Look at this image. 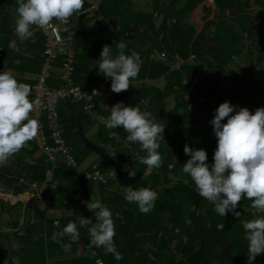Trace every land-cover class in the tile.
Listing matches in <instances>:
<instances>
[{"label":"crops","instance_id":"1","mask_svg":"<svg viewBox=\"0 0 264 264\" xmlns=\"http://www.w3.org/2000/svg\"><path fill=\"white\" fill-rule=\"evenodd\" d=\"M101 1L85 0L83 12L80 15L74 14L71 17L69 31L73 36L72 45L75 53L76 46L80 43V35L83 39L90 40V42L96 40L100 47L104 46L102 43L113 40L114 24L113 21L103 19L99 10ZM130 1V7L133 11L151 13L153 24L156 27L160 25L163 17H170L168 21H174V17H185L186 22L194 26L196 33L205 31V44L209 46L210 52L206 53L204 57L209 62L199 60L195 56L193 60L188 59L181 67L182 69L183 66L195 65L192 76L193 83L195 82L196 86L202 85L204 81L208 80L211 82L217 81L222 86L229 88L246 73L257 86L264 87V0H232L233 2L228 6L225 2L229 0H219L220 6L217 5L216 0L197 2L193 0ZM86 3H89L87 8H85ZM17 7V0H0V71L11 70L16 74L18 82L29 84L33 89V77L39 70L43 38L32 36L21 42L16 37L14 29L17 19ZM243 14L253 17V25L248 32H242L241 34L240 52L231 56V62L227 67L220 68L211 58L216 49L215 42L211 40L212 36H209L208 33H212L216 24L220 21H227L232 27H236L234 19L241 17ZM234 29L239 31L238 28ZM140 30V35L133 37L132 40L135 45L134 50L141 54L140 57L143 62L142 52L150 47L153 31L145 26L141 27ZM156 38L160 40L162 33H159ZM12 41H15V47L9 46ZM129 50L134 51L130 48ZM52 69V76L49 79L51 85L59 80V64L56 63ZM149 84L163 88L165 80L160 77L154 80L133 81L129 87L130 96H136L139 87ZM29 99L31 101L32 92ZM114 99L129 102L130 105L136 102V100H123L114 95H112V99L105 101H101L99 98L98 108L95 107V112L100 113L99 109H109V101ZM69 100L70 102H68ZM174 101L173 94L166 96L165 108H172ZM191 102L193 105L196 104L195 100ZM81 104L82 102L66 99L58 105L62 129L65 139L74 153L73 155L78 154V157H81L85 153V156L77 162V168L72 167L76 175H82L87 170L99 169L103 166V160L84 144L79 130L82 131L84 137L95 144H98L96 141L99 140L100 144L98 145H104L108 151L109 149H115L114 141L109 137L110 140L107 141V145L102 143L104 139L101 132L102 125L92 115L86 111L76 114L80 111ZM85 148L90 149V151H86ZM135 153L136 151H133V154L137 156ZM111 156L119 161L128 170L129 174H135L137 171L141 172L138 168L134 170L137 162L134 161L133 167L129 162L123 163L121 160L116 159L115 154H111ZM171 166L172 164H169L168 168L171 169ZM50 168L51 164L46 155L31 141L10 159L6 167H0V264H96L97 260H100L102 264H107V258L111 253H106L103 248H93L92 250L96 251L97 255L94 257L89 255L91 237L88 233V227L90 225L79 229V242H71L68 237L64 238V243H72L70 252H65L59 244L51 239L53 232L61 231L70 221L78 223L81 216L91 219L94 223V213L87 209L84 202L96 199L108 206L112 212L116 226L114 237L116 246L119 244L129 248L127 252L122 254L123 259L117 260L114 258L110 264H164L166 262L167 257H157L153 253L155 249H158L159 244H162V248L165 247L163 242H167V247H174L176 243L174 238V233L177 231L176 226L170 223H156L155 220L159 219L156 216L149 218L147 222H142L146 221L142 218V220L140 219L142 223L140 222L139 230L143 234L140 235L136 243H133L130 224L133 215L128 210V201L124 198L125 187L119 185L113 169L104 172L107 176L105 183L87 179L84 174L85 179H63L59 192L60 198H62L59 201L51 202L49 208L41 199L45 184L42 185L41 182L30 181V179L42 177L45 179ZM151 172L152 169L148 167L144 173L141 172L138 181L142 183L134 188L150 187L159 194L175 182V179H172L173 174H169L171 179H164L161 174L155 176V179H148ZM144 181H147V183ZM34 182L39 183V186L33 187L32 183ZM12 195H17V198H12ZM67 201L70 204L64 206L63 204H66ZM33 205H38L40 218H37ZM191 208L193 209L194 206ZM161 217L165 220L167 213L164 211ZM57 221H59V228L56 227ZM26 226L27 228L24 230ZM29 228L34 232L27 235ZM131 245L134 246V250H131ZM195 245V242L192 241L191 251L195 250ZM188 257L184 256V259ZM214 264H219V262L216 261Z\"/></svg>","mask_w":264,"mask_h":264},{"label":"trees","instance_id":"2","mask_svg":"<svg viewBox=\"0 0 264 264\" xmlns=\"http://www.w3.org/2000/svg\"><path fill=\"white\" fill-rule=\"evenodd\" d=\"M218 1L216 0V3L220 6ZM232 2V0H229L225 4L228 6ZM130 4V0L101 1L99 4L101 15L104 20L113 21L115 30L113 40L102 43V45L110 46L113 55H115L117 53L116 45L123 41L125 44L127 43L125 54L130 55L132 51L129 48L131 50L135 49L132 38L140 35L141 27L145 26L150 29L153 31L150 47L148 50H143L141 70L136 78L130 80V83L136 80H154L161 77L165 80V85L163 88L152 84L142 85L138 88L136 96H130L129 89L119 94L113 93V95L123 100H136L137 103L135 102L131 106L139 104V99H142V101L150 99L148 110L157 122L166 124V127L163 134L164 142H160L158 149L164 158V162L159 169H152L148 179H155L154 177L159 174L164 179H169V174H173L172 179H175L170 187L158 194L154 208L147 214L140 213L136 203L128 202V210L133 215L130 220L133 243H136L140 235L143 234L139 230L142 218L146 220L142 222H147L149 218L156 216L159 218L155 220L156 223H170L177 228L174 233L176 239L174 247H167V242H163L165 247L162 248V244H159L157 248H160L161 251L155 249L153 253L157 257H167L168 259L164 264H214L216 261L219 264H248V241L245 239L246 232L243 229L242 222L254 218L250 209L249 212L243 210L244 207H250L251 201L242 199L239 202L237 207L241 211L239 217H233L231 212L222 217L213 210L214 206L212 204L198 194L190 177L184 176V179H188L187 184L178 177L181 176L183 164L190 159L183 151L185 144L194 149H204L208 154L207 162L210 165L214 162L213 155L217 147V139L210 121L214 118L215 110L219 105L228 101L232 105L246 107L254 113L258 107H264V87L257 86L246 73L229 88H226L217 81L211 82L208 80L204 81L202 85L196 86L195 82L193 83L192 76L195 65L183 66L181 70L170 71L165 60L159 58V53L163 50L166 52V61H170L175 54L186 58L190 53H194L197 59L209 62L204 57L206 53L210 52L209 46L205 44V31L196 33L194 26L186 22L185 17H174V21H168L170 17H163L160 25L156 27L153 24L151 13L135 12L131 9ZM88 5L89 3H86L85 8ZM234 22L236 27H232L227 21H220L216 24L212 33H208L209 36H212L211 40H214L216 49L211 58L220 68L227 67L231 62V56L240 52L241 34L242 32H248L249 28L252 27L253 17L243 14L241 17H236ZM234 28H238L239 31ZM159 33H162L160 40L156 38ZM79 39L80 43L76 46L74 57L75 81L87 90L91 89L99 80H104L111 86V79L105 78L102 73H99L98 60L103 46L100 47L96 40L90 42V40L83 39L82 35L79 36ZM139 55L141 56V54ZM184 77L188 78L187 83H182ZM59 83L60 80L49 85L56 87ZM170 94L174 95L175 101L172 108L166 109L165 97ZM99 98L101 101L107 100L105 97L97 96L95 98L97 108ZM192 100H195L196 104L193 105ZM109 103L110 108L115 105L114 100H110ZM81 105L80 111L76 114L84 111ZM140 107L143 110L144 105L140 103ZM110 108L107 110L99 109V112L108 117ZM226 122L227 119L222 121V123ZM113 130L117 132L118 138L112 139L115 149H109V153L115 154L116 159L121 160L123 163H131L133 167L134 161L137 162L134 170L138 168L144 173L148 166L141 164L138 155L135 156L133 151H136L140 157L146 156L147 153L140 151L139 143L125 141L128 133L124 131L122 126L113 128ZM101 132L104 136L102 143L107 145V141L110 139L103 126H101ZM63 136L65 137L64 131ZM96 142L100 144L99 140ZM85 149L90 151L88 148ZM74 156L78 162L85 156V153L81 157H78V154ZM102 164L103 166L99 167V170L103 173L113 169L104 161H102ZM169 164H172L171 169L168 168ZM69 168L61 164L53 172V179L45 183L41 199L47 207L50 208L51 202L59 201L62 198H60L59 192L63 179H85L83 174L76 175L74 169ZM43 180H45L43 177L30 179V181L38 182ZM144 182L147 183V181ZM141 183V181L136 182L132 185V188L135 190L134 187L141 185ZM67 204L70 203L67 201L63 205L66 206ZM192 206H194L193 209ZM33 208L36 211L37 218H40L38 205H33ZM164 211L167 213L165 220L161 217ZM186 220H191V223H185ZM29 229L27 235L34 232L31 228ZM185 238L187 239L185 240ZM192 241L196 244L194 251H191ZM118 245L116 248L121 254L129 250L127 247ZM131 246L132 250L134 246ZM111 255L107 258V264L108 262L110 264L112 259L115 258L113 254ZM184 256L189 257L184 259ZM263 256L264 254L257 256L252 264L259 261L264 264Z\"/></svg>","mask_w":264,"mask_h":264},{"label":"clouds","instance_id":"3","mask_svg":"<svg viewBox=\"0 0 264 264\" xmlns=\"http://www.w3.org/2000/svg\"><path fill=\"white\" fill-rule=\"evenodd\" d=\"M84 3L85 0H17L15 35L23 42L32 37L33 26L44 28L53 20L67 22L74 14L83 12ZM9 46L15 47V41ZM116 48L117 53L113 55L110 46H103L98 68L99 73L111 79V91L119 94L127 91L130 80L138 76L142 60L136 51L125 54L123 41ZM31 92V86L18 82L14 72L0 71V167H6L10 159L38 135L39 122L31 115L34 110L29 99ZM140 103L144 105L143 110ZM140 103L136 106H125L122 101L116 103L103 122L109 128L122 126L128 133L127 141L139 143L140 151L147 153L144 157L137 154L139 162L149 169H159L164 158L158 149L160 142H164L166 124L157 122L148 110L150 99ZM225 119L227 122L222 123ZM210 124L217 139L214 162L211 165L207 162L208 154L204 149L185 144L183 151L190 159L183 164L178 179L187 184L184 176L190 177L198 194L222 217L230 212L239 217L241 211H236L239 202L251 201L254 218L243 221L242 226L248 241L247 261L252 264L257 256L264 254V107L252 113L246 107L225 101L215 110ZM124 198L136 203L140 213L147 214L154 208L158 193L150 187L135 190L125 187ZM84 203L94 213L95 222L81 216L78 223L70 221L61 231L53 232L51 239L65 252H70L72 243H64V238L79 242V229L90 225L89 255H97L93 248H103L115 259H123L114 241L115 224L110 208L98 199ZM185 223L190 224L191 220ZM56 227L59 228V221Z\"/></svg>","mask_w":264,"mask_h":264},{"label":"built area","instance_id":"4","mask_svg":"<svg viewBox=\"0 0 264 264\" xmlns=\"http://www.w3.org/2000/svg\"><path fill=\"white\" fill-rule=\"evenodd\" d=\"M212 1V0H207ZM78 15V14H77ZM71 17L67 22L53 20L47 27L33 26L34 37L43 38V48L40 53V65L38 73L33 77L32 99L34 110L32 116L39 122L38 135L31 142L41 149L51 164L47 176L40 184H45L53 179V171L60 163L77 168V161L72 153L71 147L63 136V129L60 121L58 105L66 99L82 102V108L101 124L107 131L111 139H117L118 134L113 128L106 127L104 114L95 112V98L102 96L112 99L111 87L104 80L95 83L91 89H84L74 80V57L75 50L72 45L73 36L69 31ZM159 58L165 60L170 71L180 70L182 65L195 58L190 54L187 59L175 54L170 61H166V52L159 53ZM59 64L58 79L61 81L56 87L48 84V79L52 76L54 65ZM187 78L182 79V83H187ZM95 91V92H94ZM115 104L121 102L114 99ZM142 99L138 100L140 103ZM123 102V101H122ZM125 106H131L129 102H123ZM137 155V152L135 153ZM87 179L95 182L105 183L107 176L97 168H92L83 173ZM33 187H38L39 183H32ZM17 198V195H12ZM240 213L239 209H236ZM234 217H238L231 213ZM96 264H102L100 260Z\"/></svg>","mask_w":264,"mask_h":264},{"label":"water","instance_id":"5","mask_svg":"<svg viewBox=\"0 0 264 264\" xmlns=\"http://www.w3.org/2000/svg\"><path fill=\"white\" fill-rule=\"evenodd\" d=\"M79 129H81L79 127ZM80 136L84 144L94 151L108 166L115 171L116 179L120 186L130 187L134 182L140 180L141 172L137 171L135 174H129L128 170L117 160H115L108 149L104 145H98L83 136L82 131L79 130ZM131 176V177H130Z\"/></svg>","mask_w":264,"mask_h":264},{"label":"flooded vegetation","instance_id":"6","mask_svg":"<svg viewBox=\"0 0 264 264\" xmlns=\"http://www.w3.org/2000/svg\"><path fill=\"white\" fill-rule=\"evenodd\" d=\"M249 209H250V207L248 208V207H244L243 208V210H244V212L246 211V212H249ZM251 213H252V211H251ZM240 215H241V213H240ZM263 258V262H264V256L262 257ZM262 262L261 261H259V262H256L255 264H261ZM263 264V263H262Z\"/></svg>","mask_w":264,"mask_h":264},{"label":"rangeland","instance_id":"7","mask_svg":"<svg viewBox=\"0 0 264 264\" xmlns=\"http://www.w3.org/2000/svg\"><path fill=\"white\" fill-rule=\"evenodd\" d=\"M114 92H111V94L113 95Z\"/></svg>","mask_w":264,"mask_h":264}]
</instances>
